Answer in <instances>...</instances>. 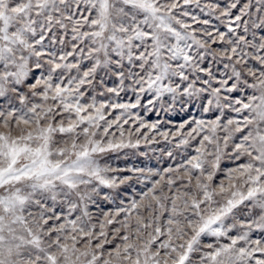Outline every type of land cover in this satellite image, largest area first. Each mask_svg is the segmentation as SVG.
Returning a JSON list of instances; mask_svg holds the SVG:
<instances>
[{
  "label": "snow or ice",
  "instance_id": "obj_1",
  "mask_svg": "<svg viewBox=\"0 0 264 264\" xmlns=\"http://www.w3.org/2000/svg\"><path fill=\"white\" fill-rule=\"evenodd\" d=\"M0 264H264V0H0Z\"/></svg>",
  "mask_w": 264,
  "mask_h": 264
},
{
  "label": "rangeland",
  "instance_id": "obj_2",
  "mask_svg": "<svg viewBox=\"0 0 264 264\" xmlns=\"http://www.w3.org/2000/svg\"><path fill=\"white\" fill-rule=\"evenodd\" d=\"M177 116L179 115V114H176ZM156 116V114L155 113H150L149 115H148V118L149 119H152V118H154ZM169 118H171V116L169 117ZM156 147H160L161 145L160 144H157V145H155ZM144 149H143V146L141 147V151H143Z\"/></svg>",
  "mask_w": 264,
  "mask_h": 264
}]
</instances>
